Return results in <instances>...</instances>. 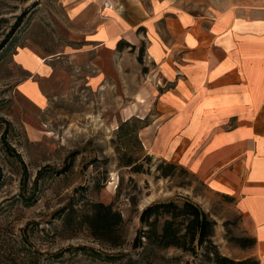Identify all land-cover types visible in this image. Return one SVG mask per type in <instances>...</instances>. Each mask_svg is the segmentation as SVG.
Returning <instances> with one entry per match:
<instances>
[{"label": "rangeland", "instance_id": "rangeland-1", "mask_svg": "<svg viewBox=\"0 0 264 264\" xmlns=\"http://www.w3.org/2000/svg\"><path fill=\"white\" fill-rule=\"evenodd\" d=\"M124 1L0 0V264H215L202 249L133 247L146 206L185 198L209 204L222 254L258 258L233 240L252 237L244 214L210 195L160 141L169 83L146 40L114 46ZM127 1L169 14L228 4ZM97 201L121 213L122 245L64 224L66 213L76 217Z\"/></svg>", "mask_w": 264, "mask_h": 264}, {"label": "crops", "instance_id": "crops-1", "mask_svg": "<svg viewBox=\"0 0 264 264\" xmlns=\"http://www.w3.org/2000/svg\"><path fill=\"white\" fill-rule=\"evenodd\" d=\"M227 3L169 14L126 0L120 36L134 45L146 40L159 79L169 83L160 137L166 152L244 214L264 264V0Z\"/></svg>", "mask_w": 264, "mask_h": 264}, {"label": "trees", "instance_id": "trees-1", "mask_svg": "<svg viewBox=\"0 0 264 264\" xmlns=\"http://www.w3.org/2000/svg\"><path fill=\"white\" fill-rule=\"evenodd\" d=\"M135 48L136 45L121 39L117 48ZM142 60V55L139 57ZM174 166L173 163L169 164ZM169 174V171H166ZM73 211L66 213L64 224L86 226L91 234L113 247L122 245L121 225L123 217L114 210L112 204L101 201L91 202L89 208L76 217ZM163 223L160 226L161 219ZM141 228L134 239L133 247L168 248L171 246L197 253L203 250L206 260L215 264H260L259 258L235 259L222 254L213 241L217 222L195 201L185 198L182 204L175 200L157 201L146 206L140 215ZM233 240L243 248L253 247L255 237H234Z\"/></svg>", "mask_w": 264, "mask_h": 264}]
</instances>
